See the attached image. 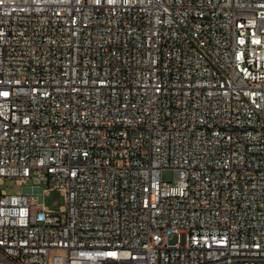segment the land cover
Listing matches in <instances>:
<instances>
[{"label":"built area","instance_id":"obj_1","mask_svg":"<svg viewBox=\"0 0 264 264\" xmlns=\"http://www.w3.org/2000/svg\"><path fill=\"white\" fill-rule=\"evenodd\" d=\"M4 178L0 264H264V0H0Z\"/></svg>","mask_w":264,"mask_h":264},{"label":"rangeland","instance_id":"obj_2","mask_svg":"<svg viewBox=\"0 0 264 264\" xmlns=\"http://www.w3.org/2000/svg\"><path fill=\"white\" fill-rule=\"evenodd\" d=\"M161 178L163 182L174 181V172L171 169H164L161 172ZM36 185L32 181H27L24 184H18L14 179L4 178L0 184V190L8 195H16L30 191L33 188V192H40L41 188L36 189ZM43 189V186H42ZM63 203L60 193L58 191L49 192L43 199V204L49 209L56 210L59 205Z\"/></svg>","mask_w":264,"mask_h":264}]
</instances>
